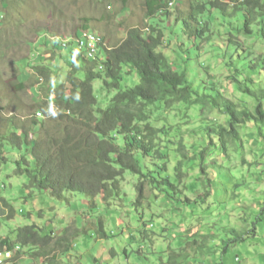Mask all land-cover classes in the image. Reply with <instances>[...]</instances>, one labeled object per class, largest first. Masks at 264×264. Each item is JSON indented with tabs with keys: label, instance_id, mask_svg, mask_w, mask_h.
<instances>
[{
	"label": "rangeland",
	"instance_id": "rangeland-1",
	"mask_svg": "<svg viewBox=\"0 0 264 264\" xmlns=\"http://www.w3.org/2000/svg\"><path fill=\"white\" fill-rule=\"evenodd\" d=\"M209 1L173 0L170 16L148 18L145 0H0V133L8 134L12 124L28 127L39 104H52L53 88L65 82L72 63L78 75H84L79 69L82 58L73 60L72 54L77 57L78 53L57 45L54 49L53 40L75 36L85 24L110 47L133 27L147 33L146 29L153 26L164 31L167 38L180 34L179 39L186 44L181 50L193 42L196 46L191 47L187 64L168 48L176 59V69H184L196 86L208 87L214 82L242 107L254 105L252 98L227 78L234 72L225 66L229 61L226 45L230 38L244 50L242 56L264 58V38L260 35L264 20L253 25V35H246L241 31L243 19L239 15L224 18L217 9H207L201 17L210 28L207 39L194 41L182 33L180 21L188 15L192 3ZM222 2L234 7L231 0ZM39 62L52 70L48 84L38 83L40 75L33 67ZM124 72L122 87L139 83L135 71L126 68ZM254 78L264 84V74H255ZM94 88L101 107H106L116 93L105 89L101 79L94 80ZM149 114L146 123L165 131L156 143L158 150L168 155L164 174L177 185L178 191L170 192V196L165 189L145 183L137 203L140 178L126 171L121 196L109 204L100 197L90 202L81 194L60 200L50 192L28 188L27 177L15 175L14 157L0 164V239L13 241L18 228L33 224L43 233L52 232L54 238L68 227L77 234L65 253L59 246L39 249L21 245L12 264H264V221L258 226V236L245 242L231 241L234 236L226 231L251 229L264 204V127L260 135L259 126L247 122L240 128V139L231 142L226 152L219 139L211 135L213 145L203 163L206 173H211L207 179L200 171L199 154L209 139L205 126L226 125L228 115L219 109L201 110L198 105L184 104L171 109L156 104L149 107ZM45 119L47 125L56 124L52 117ZM4 146L11 148L9 144ZM157 159L143 158L144 170L156 168L155 162L163 165L164 160ZM4 200L15 208L14 217L10 218V207ZM100 220L105 238L97 233Z\"/></svg>",
	"mask_w": 264,
	"mask_h": 264
},
{
	"label": "trees",
	"instance_id": "trees-1",
	"mask_svg": "<svg viewBox=\"0 0 264 264\" xmlns=\"http://www.w3.org/2000/svg\"><path fill=\"white\" fill-rule=\"evenodd\" d=\"M231 1L234 7L222 0L192 3L188 15L180 21L182 33L194 41L207 39L205 37L210 28L207 21H201V17L207 9L214 8L224 18L239 15L243 19L241 31L253 35V25L264 20V2ZM171 2L173 0H145L146 16H170ZM83 27L90 28L89 24ZM170 29L175 33L174 29ZM163 32L153 26H149L147 33L139 27L129 28L125 38L111 47L103 44V38L101 44L106 61L102 70L98 61L88 59L84 53L77 57L72 54L74 61L82 58L83 65L79 69L83 70L84 75L80 77L78 68L72 63L65 82L53 88L54 106L48 108L44 103L38 105L39 110L52 117L56 124L47 125L45 118L36 117L32 118L28 127L12 124L8 134L0 133L4 141L0 140V164L14 157L15 175L26 176L28 188L50 192L51 196L60 200H68L70 194H81L90 202L100 197L104 204H109L121 196L126 171L140 178L137 203L143 196L145 183L150 187L165 189L170 196V192L178 191L177 185L169 175L164 174L167 171L164 159H168V155L162 154L156 143V139L165 131L146 121L150 115L149 107L153 105L171 109L177 104H184L186 107L198 105L201 110L215 108L228 115L226 125L205 126L209 139L199 153L200 171L210 179L211 173H206L203 163L206 151L213 145L211 135L219 139L225 152L231 142L237 143L240 139V128L247 122L257 124L258 134L261 135L264 127V84L256 80L254 75L264 74V58L242 56L244 50L229 38L225 54L229 61L225 66L233 70L234 74L227 78L230 84L254 101V105L242 107L229 99L214 82L208 87L196 86L184 69H176L174 61L178 59L187 64L191 47L196 46V42L181 50L186 44L179 39L180 34H169L167 38ZM260 35L264 38V30ZM56 45L53 44L54 49ZM169 47L176 53L175 60L167 52ZM60 55L64 57V54ZM33 68L40 75L38 83L48 84L52 70L41 62ZM126 68L135 71L140 78L139 83L130 88L122 87ZM96 79L103 81L105 89L116 91L106 107L99 105L94 88ZM21 87L26 85L21 84ZM67 90H70L69 97L66 96ZM4 144H9L11 148L7 150ZM146 157L164 160L163 165L155 162L156 168L144 170L141 161ZM209 183L212 184L211 180ZM209 194L210 191L204 194V198H208ZM4 202L10 207V218L14 217L15 208L8 200ZM187 202H190L188 198ZM263 221L264 204L251 229L240 231L231 228L226 231L234 236L231 241L245 242L258 236V226ZM51 233H43L40 226L35 224L20 227L15 240L0 239V250L12 249L18 244L37 246L39 249L53 245L62 247L65 253L71 247V238L77 235L69 227L56 238ZM97 233L101 238L106 237L102 220L99 221Z\"/></svg>",
	"mask_w": 264,
	"mask_h": 264
},
{
	"label": "bare ground",
	"instance_id": "bare-ground-1",
	"mask_svg": "<svg viewBox=\"0 0 264 264\" xmlns=\"http://www.w3.org/2000/svg\"><path fill=\"white\" fill-rule=\"evenodd\" d=\"M54 36H52V37H54ZM84 40H93L97 46H100L101 42H102V37L95 32H92L89 30H84L78 34H75V36H72L70 38L63 39V37L62 38L57 37V39L56 38L54 39V41H57L59 43L58 47L59 46L62 47L61 41H63V48L67 47L70 42H73V44L75 45V49L78 52L84 53L83 55H86L89 58L88 49L86 47H78V42H83ZM99 52H100V48H96L95 53H94V59H96V61H101V59H102V62L104 63L105 57H103V56L100 57ZM99 68L102 70V69H104V66L99 64ZM17 247H19V246H17ZM10 250L11 249L0 250V255L2 252H8ZM13 250H15V249H13Z\"/></svg>",
	"mask_w": 264,
	"mask_h": 264
},
{
	"label": "built area",
	"instance_id": "built-area-1",
	"mask_svg": "<svg viewBox=\"0 0 264 264\" xmlns=\"http://www.w3.org/2000/svg\"><path fill=\"white\" fill-rule=\"evenodd\" d=\"M62 47H63V41H61ZM78 47H86L89 51V58L91 60H94V53L96 48H100V46H97L93 40H84L83 42H78ZM98 64H101L104 66V63L101 61H98ZM36 116L39 118L45 117V113L42 111L36 112ZM20 247H17L16 250H10L8 252H2L0 255V264H12L13 259L15 257L16 251H18Z\"/></svg>",
	"mask_w": 264,
	"mask_h": 264
},
{
	"label": "clouds",
	"instance_id": "clouds-1",
	"mask_svg": "<svg viewBox=\"0 0 264 264\" xmlns=\"http://www.w3.org/2000/svg\"><path fill=\"white\" fill-rule=\"evenodd\" d=\"M171 5H173V2H171L170 3ZM84 30H89V31H92L90 28L89 29H84ZM83 30V31H84ZM146 30H149V28H147ZM92 32H94V31H92ZM78 34V33H77ZM100 35V34H99ZM101 36V35H100ZM102 37V36H101ZM53 42L54 43H56L57 45H59V43L57 42V41H54L53 40ZM101 43H103V37H102V42ZM104 45H106V43H105V41H104V43H103ZM70 46V47H69ZM107 46V45H106ZM61 47V46H60ZM69 47V48H68ZM61 49H71V50H74V51H76L77 53H78V55H80V54H83L82 52H78L76 49H75V45L73 44V42H70L69 44H68V46L67 47H65V48H63V47H61ZM99 55H100V57H106L105 56V53H104V51H103V49H102V44L100 45V52H99ZM91 60V59H90ZM93 61V60H92ZM105 61H106V59H105ZM104 61V62H105ZM98 66H99V64H98ZM42 79V78H41ZM53 98H54V94H53ZM53 98H52V100H53ZM52 106H54V103H52V104H50L48 107H52ZM38 111H42V110H38ZM38 111H36V112H38ZM36 112L34 113V117H36V118H39V117H37L36 116ZM42 112H44V111H42ZM45 113V112H44ZM48 117H50L49 115H47V113H45V117H42V118H48ZM17 246H21L20 244H18V245H16L14 248H12L11 250H13V249H15ZM5 249H7V248H5ZM5 249H3V250H5ZM17 252V251H16ZM15 255H16V253H15ZM15 258V257H14ZM14 260V259H13ZM14 262V261H13ZM12 262V263H13Z\"/></svg>",
	"mask_w": 264,
	"mask_h": 264
}]
</instances>
